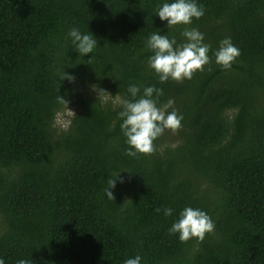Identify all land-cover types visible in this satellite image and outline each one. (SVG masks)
I'll return each mask as SVG.
<instances>
[{
    "label": "trees",
    "instance_id": "obj_1",
    "mask_svg": "<svg viewBox=\"0 0 264 264\" xmlns=\"http://www.w3.org/2000/svg\"><path fill=\"white\" fill-rule=\"evenodd\" d=\"M160 2L0 0L5 264H123L137 254L141 264H264V0H197L201 18L168 28ZM72 27L97 38L92 54L75 52ZM185 27L204 33L210 62L160 83L145 40L160 31L182 44ZM226 36L240 50L228 70L212 55ZM129 84L161 88L158 106L171 98L183 117L151 154L124 155L121 105L99 97L121 101ZM59 96L75 110L66 130L54 125ZM118 172L111 201L104 189ZM185 206L215 223L202 241L168 234Z\"/></svg>",
    "mask_w": 264,
    "mask_h": 264
},
{
    "label": "clouds",
    "instance_id": "obj_2",
    "mask_svg": "<svg viewBox=\"0 0 264 264\" xmlns=\"http://www.w3.org/2000/svg\"><path fill=\"white\" fill-rule=\"evenodd\" d=\"M155 15L160 21H166L167 28L175 25L187 26L191 25L194 19L198 20L204 15V8L197 0H161ZM66 35L70 38L75 52L81 57L92 54L98 46L97 38L92 33L81 32L77 27L70 28ZM181 35L185 40L182 44H177L175 37L170 38L166 32L161 34L160 31L150 33L145 40L146 49L152 53L147 57V66L157 75L160 83L169 80H190L195 72L203 71L204 66L210 62V45L204 42V33L195 27H185ZM212 55L217 65L228 70L240 55V50L232 43L231 37L226 36L218 42V47ZM59 79L71 83L74 77L62 70ZM127 94L128 97L120 101L121 110L117 113L121 121L120 131L125 138V144L128 145L124 149V155L135 157L138 154H151L155 151L153 142L165 130L177 131L181 127L183 117L172 107L174 101L171 98L158 106L159 97L163 95L161 88L129 84ZM58 101L66 107L67 101L61 96ZM118 174L119 172L107 179L108 186L104 189V195L111 201L114 196L110 189L114 188L117 182H122ZM154 211H162L164 217H170L174 209L157 207ZM214 229L215 223L205 211L185 206L177 213L167 231L169 235L175 234L179 241L187 242L193 238L202 241L205 234L212 233ZM141 260V256L137 254L125 258L123 264H141ZM0 264H5L2 256ZM16 264H33V261L30 258L19 259Z\"/></svg>",
    "mask_w": 264,
    "mask_h": 264
},
{
    "label": "rangeland",
    "instance_id": "obj_3",
    "mask_svg": "<svg viewBox=\"0 0 264 264\" xmlns=\"http://www.w3.org/2000/svg\"><path fill=\"white\" fill-rule=\"evenodd\" d=\"M99 97L102 99L103 102H108V103H111L112 105L120 104V99H118V98H112L109 96H99ZM66 107L64 105L56 113V116L54 119V125L57 128V130H66V128L70 122V119L73 115L69 110H71L73 113L75 112L73 104L67 103Z\"/></svg>",
    "mask_w": 264,
    "mask_h": 264
}]
</instances>
